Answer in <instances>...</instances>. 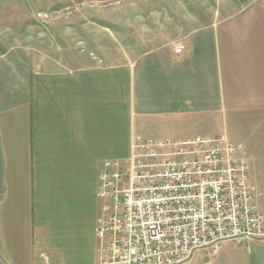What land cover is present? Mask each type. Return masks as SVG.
Wrapping results in <instances>:
<instances>
[{
    "label": "crops",
    "instance_id": "1",
    "mask_svg": "<svg viewBox=\"0 0 264 264\" xmlns=\"http://www.w3.org/2000/svg\"><path fill=\"white\" fill-rule=\"evenodd\" d=\"M123 27L86 28L62 58L1 83L0 264H99L100 172L126 159L136 136L226 135L264 214V0L208 16L140 12ZM197 254L264 264V241Z\"/></svg>",
    "mask_w": 264,
    "mask_h": 264
},
{
    "label": "built area",
    "instance_id": "2",
    "mask_svg": "<svg viewBox=\"0 0 264 264\" xmlns=\"http://www.w3.org/2000/svg\"><path fill=\"white\" fill-rule=\"evenodd\" d=\"M239 149L226 135L136 136L126 159L105 161L99 264H194L196 252L217 253L226 241H264L260 193Z\"/></svg>",
    "mask_w": 264,
    "mask_h": 264
},
{
    "label": "rangeland",
    "instance_id": "3",
    "mask_svg": "<svg viewBox=\"0 0 264 264\" xmlns=\"http://www.w3.org/2000/svg\"><path fill=\"white\" fill-rule=\"evenodd\" d=\"M246 1L249 0H0V86L5 80L21 82L28 71L38 67L43 56L62 58L67 50L63 47L75 38L82 41L86 28L97 36L106 35L107 28L116 31L124 30V25L133 27L140 12L191 10L208 16L228 4L239 6ZM88 49L79 47L83 54H88ZM198 252L194 264L203 260Z\"/></svg>",
    "mask_w": 264,
    "mask_h": 264
}]
</instances>
